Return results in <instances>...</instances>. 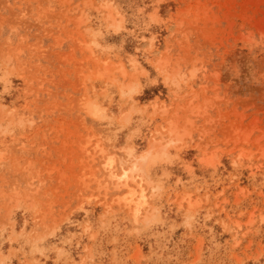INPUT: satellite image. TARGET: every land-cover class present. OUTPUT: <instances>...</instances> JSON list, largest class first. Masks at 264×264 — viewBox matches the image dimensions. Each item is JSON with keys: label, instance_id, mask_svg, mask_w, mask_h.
Returning <instances> with one entry per match:
<instances>
[{"label": "rangeland", "instance_id": "1", "mask_svg": "<svg viewBox=\"0 0 264 264\" xmlns=\"http://www.w3.org/2000/svg\"><path fill=\"white\" fill-rule=\"evenodd\" d=\"M0 264H264V0H0Z\"/></svg>", "mask_w": 264, "mask_h": 264}, {"label": "bare ground", "instance_id": "2", "mask_svg": "<svg viewBox=\"0 0 264 264\" xmlns=\"http://www.w3.org/2000/svg\"><path fill=\"white\" fill-rule=\"evenodd\" d=\"M109 72V71H108ZM167 108H163L162 109V113H167ZM177 128H176V126H175V124L174 123H171V124H169V129H168V131H169V133H175L177 130H176ZM177 133V132H176ZM101 150V149H100ZM99 150V151H100ZM104 152V151H103ZM93 157V156H92ZM112 158V157H111ZM92 161V160H91ZM108 163H105V167H106V165L108 164V165H111L110 164V162L109 161H107ZM108 167V166H107ZM106 167V168H107ZM110 168L112 167V166H109ZM106 168H104L105 170H106ZM107 171H108V169H107ZM106 171V172H107ZM124 171V170H123ZM110 172V171H109ZM109 172H107V173H109ZM110 173H112V171L110 172ZM127 174V173H126ZM113 175V174H112ZM109 176V175H108ZM119 176V175H118ZM123 179L122 180H120V181H117L116 182V184H115V188H120L121 186H123V188H125L124 186H127V179L126 178H128V176H126L125 175V173H123ZM114 177V176H113ZM110 178V177H109ZM115 180V179H114ZM118 180V179H117ZM103 183V182H102ZM128 187V186H127ZM130 194H134L133 192H130ZM146 198V197H145ZM131 202V201H130Z\"/></svg>", "mask_w": 264, "mask_h": 264}]
</instances>
